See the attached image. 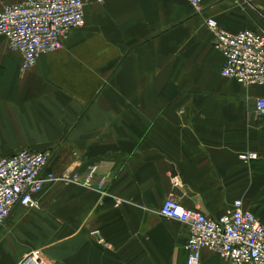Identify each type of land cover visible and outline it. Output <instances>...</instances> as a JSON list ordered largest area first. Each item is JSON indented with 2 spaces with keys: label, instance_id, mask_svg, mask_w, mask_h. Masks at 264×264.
I'll return each mask as SVG.
<instances>
[{
  "label": "crops",
  "instance_id": "crops-1",
  "mask_svg": "<svg viewBox=\"0 0 264 264\" xmlns=\"http://www.w3.org/2000/svg\"><path fill=\"white\" fill-rule=\"evenodd\" d=\"M83 1L85 26L29 70L0 36V160L51 151L56 175L79 176L14 211L0 264L35 252L46 264H180L190 232L161 215L169 197L213 218L242 200L264 221V86L222 76L207 26L264 32V0H203L201 13L185 0Z\"/></svg>",
  "mask_w": 264,
  "mask_h": 264
},
{
  "label": "built area",
  "instance_id": "built-area-1",
  "mask_svg": "<svg viewBox=\"0 0 264 264\" xmlns=\"http://www.w3.org/2000/svg\"><path fill=\"white\" fill-rule=\"evenodd\" d=\"M201 13L203 0H185ZM83 0H24L6 5L0 11V36L10 50L24 58L23 68L34 67L43 54L63 48L71 33L85 26ZM207 26L214 35V47L223 55L221 74L244 87L264 86V32L244 30L231 33L215 19ZM257 114L264 117V97L256 102ZM53 153L22 150L0 160V231L17 208H38L36 196L55 183H76L72 169L56 175L50 169ZM249 162L257 154L241 156ZM161 215L189 228L188 257L180 264H203L202 250H208L232 264H264V221L246 210L242 200L219 218L184 208L178 199L169 197ZM21 264H46L37 252Z\"/></svg>",
  "mask_w": 264,
  "mask_h": 264
},
{
  "label": "rangeland",
  "instance_id": "rangeland-1",
  "mask_svg": "<svg viewBox=\"0 0 264 264\" xmlns=\"http://www.w3.org/2000/svg\"><path fill=\"white\" fill-rule=\"evenodd\" d=\"M238 1V0H237Z\"/></svg>",
  "mask_w": 264,
  "mask_h": 264
}]
</instances>
